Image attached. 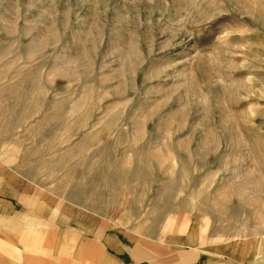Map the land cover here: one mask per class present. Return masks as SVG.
Listing matches in <instances>:
<instances>
[{"label": "rangeland", "instance_id": "rangeland-1", "mask_svg": "<svg viewBox=\"0 0 264 264\" xmlns=\"http://www.w3.org/2000/svg\"><path fill=\"white\" fill-rule=\"evenodd\" d=\"M0 206L10 263L264 236V0H0Z\"/></svg>", "mask_w": 264, "mask_h": 264}, {"label": "crops", "instance_id": "crops-1", "mask_svg": "<svg viewBox=\"0 0 264 264\" xmlns=\"http://www.w3.org/2000/svg\"><path fill=\"white\" fill-rule=\"evenodd\" d=\"M14 209L13 207L0 206V229L14 226L13 223L8 221L14 214ZM263 225L262 223H257L254 228L263 232ZM261 236L260 238L238 241L224 239L221 246L210 247L205 251H200L201 253H195L192 249L189 254V262H184V257L187 258L188 255L187 252L184 255L183 250H168L162 248L160 244L151 250V243L143 242V244L138 243L137 248L133 245L132 253H127L125 256H111L117 259H112L111 262L124 264H264V236ZM32 240V237L25 239L27 242ZM211 241L213 240L201 239L197 241L196 246L198 248L204 247L206 242L210 243ZM17 243L15 242V246H19ZM6 257L0 253V264H39L38 253L36 251L33 252V250L31 254L27 253L21 257H13L14 260L11 263L6 260Z\"/></svg>", "mask_w": 264, "mask_h": 264}]
</instances>
